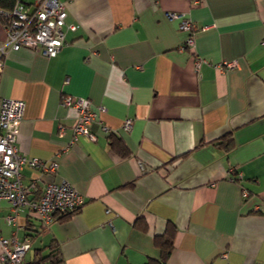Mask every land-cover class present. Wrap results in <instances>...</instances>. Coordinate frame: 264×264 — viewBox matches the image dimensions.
I'll return each instance as SVG.
<instances>
[{
    "label": "crops",
    "instance_id": "1",
    "mask_svg": "<svg viewBox=\"0 0 264 264\" xmlns=\"http://www.w3.org/2000/svg\"><path fill=\"white\" fill-rule=\"evenodd\" d=\"M59 1L65 46L53 58L8 46L0 96L26 103L20 152L58 163L24 169L30 199L66 181L85 202L43 227L0 200V234L30 240L26 264L52 241L60 264H147L171 225L165 264H264V0ZM66 94L90 99L95 141L75 139Z\"/></svg>",
    "mask_w": 264,
    "mask_h": 264
},
{
    "label": "built area",
    "instance_id": "2",
    "mask_svg": "<svg viewBox=\"0 0 264 264\" xmlns=\"http://www.w3.org/2000/svg\"><path fill=\"white\" fill-rule=\"evenodd\" d=\"M204 0H192L194 6L200 5ZM5 17L6 43L0 50V74L4 67L3 55L9 46L11 50L19 51L29 48L42 55L56 57L65 46L64 26L67 17L66 3L59 0H34L33 3L18 1L14 9ZM177 15L169 13V18ZM75 30L74 26H71ZM180 30L187 33L185 47L194 48V23L183 18ZM200 65L198 64V67ZM224 66L235 68L237 62H229ZM63 105L73 108L77 112L74 124L75 139L84 136L92 141L96 138L90 127L95 121L96 114L91 110V101L65 95ZM26 103L21 99L0 96V200H7L14 212L29 208L36 213L43 227L55 222L62 216L82 208L84 197L66 181L49 183L45 186L38 200L30 199L35 191V184H26L22 172L24 169L56 172L58 163L43 162L37 158H29L20 152L17 139L24 119ZM102 110H105L102 108ZM131 120H126L124 130H130ZM247 195V194H246ZM31 249L29 239L19 241L16 238H5L0 234V264H26L25 257ZM227 254L223 259H227Z\"/></svg>",
    "mask_w": 264,
    "mask_h": 264
},
{
    "label": "trees",
    "instance_id": "3",
    "mask_svg": "<svg viewBox=\"0 0 264 264\" xmlns=\"http://www.w3.org/2000/svg\"><path fill=\"white\" fill-rule=\"evenodd\" d=\"M18 1L24 2L23 0H0V21H2L3 24L5 22V17L3 15V12L8 13L12 11ZM225 139H228L229 140L228 143L229 142L231 143L233 137L232 135H226ZM79 210L62 215L59 218V220L63 221L66 218L70 217L75 212H78ZM171 227H172L171 225L170 226L168 225L167 232L163 236L158 237L156 239L157 244L161 247V257L157 260L153 259L147 264H165L168 258L170 257V254L174 248L173 236L174 233L176 232V229ZM171 229H173V231H171ZM60 262L61 260H60V255L58 253L57 244L55 243V241H52L47 247L39 250L36 256L34 257V259L32 260V262H30L29 264H60Z\"/></svg>",
    "mask_w": 264,
    "mask_h": 264
},
{
    "label": "rangeland",
    "instance_id": "4",
    "mask_svg": "<svg viewBox=\"0 0 264 264\" xmlns=\"http://www.w3.org/2000/svg\"><path fill=\"white\" fill-rule=\"evenodd\" d=\"M24 2H27V3H33L34 0H23Z\"/></svg>",
    "mask_w": 264,
    "mask_h": 264
}]
</instances>
